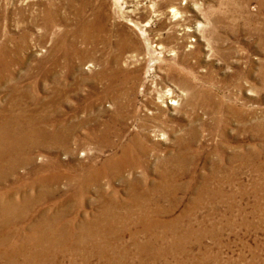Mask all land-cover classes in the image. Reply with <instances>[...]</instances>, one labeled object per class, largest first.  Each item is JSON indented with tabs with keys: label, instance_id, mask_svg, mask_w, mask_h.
<instances>
[{
	"label": "rangeland",
	"instance_id": "rangeland-1",
	"mask_svg": "<svg viewBox=\"0 0 264 264\" xmlns=\"http://www.w3.org/2000/svg\"><path fill=\"white\" fill-rule=\"evenodd\" d=\"M122 39L136 44L120 65L138 75L122 141L147 119L153 146L141 165L104 172L121 146L99 73ZM0 54V156L13 160H0L13 168L0 171V214L18 211L0 247L19 250L0 264H264V0H0ZM19 107L22 127L7 120ZM68 124L67 147L40 140ZM105 207L100 233L81 241L75 226ZM57 208L67 235L25 242Z\"/></svg>",
	"mask_w": 264,
	"mask_h": 264
},
{
	"label": "bare ground",
	"instance_id": "bare-ground-1",
	"mask_svg": "<svg viewBox=\"0 0 264 264\" xmlns=\"http://www.w3.org/2000/svg\"><path fill=\"white\" fill-rule=\"evenodd\" d=\"M84 7V6H83ZM174 10V9H173ZM175 11V13H174V15L177 13L176 12V10H174ZM48 13H50V12H48ZM55 13V12H54ZM43 15V14H42ZM66 17V16H65ZM60 20V19H59ZM60 22V21H59ZM45 24V23H44ZM47 26V25H46ZM83 36H82V38H83V40L84 41H87V40H89V41H93V42H96V39H95V36H94V34L93 33H87L86 32V30H90L91 31V29H90V27L89 26H85L83 29ZM124 41L125 40H121V41H119L118 42V44H117V53H115V54H113L110 58V60L108 59V60H106V62H110V63H112V65L111 64H106V66H109V67H103V69H102V71H100V76L101 77H105V79H106V81H107V85H106V91L107 92H114L115 94L113 95V97H114V100L116 101V103H117V111H116V115H114L115 117H114V121L117 123V131H116V136H117V142H119L120 143V146H121V150H120V152H121V154H118L117 156H115V157H113V158H111V159H107V160H105V162L104 163H102V168H103V171H104V168L105 167H109V166H111V164L113 163V162H115L117 165V167L118 168H123V163H124V166H127V167H137V166H139V165H141L142 163H144L143 162V157H142V154L143 153H145V151H146V149L147 148H149L150 146L149 145H151V146H153L152 144H148V139H149V133H148V131L147 130H149V124H148V122L146 121L147 119H144V120H142L139 124H138V127L136 128V129H134V130H131V131H129V136H128V138L126 139V140H123L122 141V137H123V135H125V134H123L124 133V131L126 130L125 129V125H124V123H125V121L127 120V118H128V113H129V107L130 106H132V112H131V114H130V116H136L137 115V109L135 108V95L133 96V92H134V83H135V81H136V79H137V74L136 73H134V71H132V70H129V69H126V68H124V67H122L121 65H120V63H121V59H122V54H123V52L124 51H126V49L128 50V49H130L131 47H133L136 43H135V41L133 40V39H131V40H127L125 43H124ZM103 42V41H102ZM96 44V43H95ZM1 55V54H0ZM3 55V54H2ZM69 55H68V53L67 54H65V58L66 57H68ZM2 57V56H1ZM13 57V56H12ZM5 58V57H4ZM8 62V61H7ZM8 64V63H7ZM1 70V69H0ZM2 71V70H1ZM3 73V72H2ZM17 81V80H16ZM119 85V86H118ZM118 86V87H117ZM104 91H105V89H104ZM22 93V92H21ZM24 93V92H23ZM60 93H61V90H56L55 91V95L56 96H58L59 97V95H60ZM18 95V94H17ZM63 95V94H62ZM57 97V98H58ZM19 98V97H18ZM15 99V98H14ZM20 100V99H19ZM54 100V99H53ZM19 102H21V101H19ZM14 103V102H13ZM171 103H173V102H171ZM14 105V104H13ZM13 105H12V107H13ZM45 105H46V103H45ZM44 105V106H45ZM52 105H54V104H52ZM130 105V106H129ZM21 107V106H20ZM19 107V108H20ZM9 108V107H8ZM42 108V107H41ZM44 109H45V107H44ZM55 109V108H54ZM14 110V109H13ZM58 110V109H57ZM9 111V110H8ZM18 111H20V112H17L16 113V116L14 117V118H10V116L8 115V117L7 118H10V119H7V120H10V121H16V123L18 124L19 123V126H21V125H23V124H20L21 123V121L24 119V115L26 114L25 112L26 111H24L23 110V108H20V110H18ZM42 111V110H41ZM13 112V111H12ZM10 114V113H9ZM13 116V115H12ZM11 116V117H12ZM147 116V115H146ZM27 117V116H26ZM48 118V117H47ZM26 119V118H25ZM30 119H32V118H30ZM34 119H35V117H34ZM7 120H5V121H7ZM28 120V119H27ZM38 120V119H37ZM44 120V119H43ZM24 121V120H23ZM3 122V121H2ZM8 122V121H7ZM42 122V121H41ZM163 122V121H162ZM10 123H12V122H10ZM16 123H15V125H16ZM27 124V123H26ZM114 124V123H113ZM8 125V124H7ZM33 125V124H32ZM41 125V124H40ZM39 125V126H40ZM73 125V124H72ZM108 125V124H107ZM9 126V125H8ZM10 126H12V125H10ZM34 126H36V125H34ZM104 126V125H103ZM109 126V125H108ZM0 127H2V126H0ZM6 127V126H5ZM22 127V126H21ZM107 127V126H106ZM6 128H8V130H9V127H6ZM18 128H20V127H18L17 126V130H18ZM42 128H43V126H42ZM41 128V129H42ZM44 129H46V128H44ZM49 129V128H48ZM102 129V128H101ZM110 129H112V128H105V133L103 134V137H102V135H101V137L105 140V141H107V143L109 144H111L112 142L107 138L109 135H110V133H109V131H110ZM191 129H192V127H191ZM71 125H63V126H58L57 128H55L53 131L52 130H50V131H47V130H43V131H40V137H42L40 140H42V139H44V140H47L48 141V144L50 143V144H54V145H57V146H62V147H67L68 145H69V142H70V134H72L71 133ZM38 131V130H37ZM19 132V131H18ZM73 132V131H72ZM111 132V131H110ZM127 132V131H126ZM193 132V131H192ZM3 133V132H2ZM97 133H98V131H97ZM101 133H103V132H101ZM195 134V133H194ZM193 134V135H194ZM19 136V135H18ZM39 137V136H38ZM52 138V139H51ZM25 139V138H24ZM7 140V139H6ZM9 140H10V138H9ZM112 140V139H111ZM147 140V141H146ZM31 141V140H30ZM179 141V140H178ZM10 142V141H9ZM25 142V141H24ZM186 142V141H185ZM5 143V142H4ZM12 143V142H11ZM15 143H17V142H15ZM23 143V142H22ZM34 143H36V142H34ZM40 143V142H39ZM106 143V142H105ZM191 143V142H190ZM189 143V144H190ZM19 144V143H18ZM25 144V143H24ZM29 144H31V143H29ZM9 145H10V143H9ZM19 145H21V144H19ZM26 145V144H25ZM181 145H183V144H181ZM3 146V145H2ZM11 147V146H10ZM15 147V146H14ZM24 148H26L25 146H23ZM188 147H190V146H188ZM1 148V147H0ZM23 148V149H24ZM120 148V147H119ZM3 149V148H2ZM12 149V148H11ZM16 149H17V147H16ZM22 149V148H21ZM27 149V148H26ZM151 149V148H150ZM150 149H148V150H150ZM178 149V148H177ZM5 150V149H4ZM15 150V149H14ZM153 150H154V148H153ZM9 150H7V152H8ZM179 151V150H178ZM177 151V152H178ZM182 152V151H181ZM186 152H187V149H186ZM185 152V153H186ZM189 152V151H188ZM192 152V151H191ZM13 153V152H12ZM147 153V152H146ZM148 153H150V152H148ZM179 153V152H178ZM177 153V154H178ZM239 153V152H238ZM181 154V153H180ZM17 155V154H16ZM15 155V156H16ZM144 155V154H143ZM188 155V154H187ZM237 155V154H236ZM14 156V155H13ZM12 156V157H13ZM18 156H19V154H18ZM112 156V155H111ZM172 156V155H171ZM175 156V155H174ZM180 156H183L182 154L180 155ZM238 156V157H237ZM236 157L237 158H239L240 159V161L242 160V161H247V157L245 156V154H238ZM2 156H0V160H1V162L3 163V162H6V159H3V158H1ZM188 157V156H187ZM235 157V156H234ZM8 158H9V156H8ZM15 158V157H14ZM171 158H173V157H171ZM178 158V157H177ZM186 158V157H185ZM191 159H192V157H191ZM19 160V159H18ZM22 160V159H21ZM180 160V159H179ZM182 160V159H181ZM189 160V159H188ZM8 162H6L5 164H13V160L10 158V159H8L7 160ZM16 161V160H15ZM23 161V160H22ZM59 161V160H58ZM159 161V160H158ZM170 161V160H169ZM177 161V160H176ZM219 161V160H218ZM237 161H238V159H237ZM18 162V161H17ZM57 162V161H56ZM178 162V161H177ZM184 162V161H183ZM189 162V161H188ZM120 163H122V164H120ZM159 163V162H158ZM185 163V162H184ZM183 163V164H184ZM230 163V162H229ZM234 163V162H233ZM4 164V163H3ZM58 164V163H57ZM239 164V163H238ZM1 165V164H0ZM88 165V164H87ZM86 165V166H87ZM98 165V164H97ZM115 165V164H114ZM179 165V164H178ZM181 165V164H180ZM11 166V165H10ZM16 167V166H15ZM45 167V166H44ZM85 167V166H84ZM7 168H11V169H7ZM97 168V167H96ZM99 168V167H98ZM111 168V167H110ZM116 169V168H115ZM128 169V168H127ZM126 169V170H127ZM12 170H13V168H12V166L11 167H6V168H2V167H0V171L1 172H4V174L6 175V176H10V174L9 173H11L12 172ZM85 170V169H84ZM94 170V169H93ZM101 169L99 168V169H97L96 170V173H98L99 171H100ZM124 170V169H123ZM0 172V173H1ZM102 172V171H101ZM105 172V171H104ZM119 172H121V170H119ZM55 173V172H54ZM92 173V174H91ZM100 173V172H99ZM110 173H112V171L110 172ZM114 173V172H113ZM118 173V172H117ZM53 174V173H52ZM57 174V173H56ZM55 174V175H56ZM58 174H59V172H58ZM82 174V173H81ZM116 174V173H115ZM51 175V174H50ZM60 175H61V173H60ZM95 177V175L96 174H94V172H92V169H91V172H90V174L88 175V173H87V177L89 178V177ZM99 175V174H98ZM104 175V174H103ZM106 175V174H105ZM111 175V174H110ZM165 175V174H164ZM1 176V175H0ZM5 176V177H6ZM57 176V175H56ZM108 176V175H107ZM113 176V175H112ZM115 176V175H114ZM4 177V178H5ZM48 177H50V176H48ZM86 177V178H87ZM99 177V176H98ZM163 177V176H162ZM97 178V177H96ZM44 179V178H43ZM100 179V178H99ZM163 179V178H162ZM48 180V179H47ZM54 180V179H53ZM87 180H89V179H87ZM91 180V179H90ZM98 180V179H97ZM94 181V180H93ZM130 181V180H129ZM132 181H134V180H132ZM131 181V182H132ZM166 181V180H165ZM85 182V181H84ZM97 182H99V181H97ZM137 182V181H136ZM83 183V182H82ZM89 183H91V181L89 182ZM98 184V183H97ZM139 184V183H138ZM169 184V183H168ZM154 184H152V186H153ZM156 185V184H155ZM158 185V184H157ZM160 185H162L161 183H160ZM88 186V185H87ZM92 186V185H91ZM96 186V185H95ZM175 186V185H174ZM143 187V186H142ZM141 187V188H142ZM169 187V186H168ZM87 188V187H86ZM89 188H91V187H89ZM136 188V187H135ZM155 188H156V186H155ZM171 188V187H170ZM169 188V189H170ZM97 189V188H96ZM129 189V188H128ZM127 189V190H128ZM133 189V188H132ZM138 189V188H137ZM100 190V189H99ZM141 190H143V189H141ZM155 190H158V189H155ZM160 190H162V189H160ZM101 191V190H100ZM130 191V190H129ZM138 190H133L132 192H131V194H130V200L129 201H127L126 203H129V202H131L132 200H134V199H138V198H136V197H139L142 193H138L137 192ZM147 191V190H146ZM152 191V190H151ZM142 192V191H141ZM10 193V192H9ZM74 193V192H73ZM100 193V195H101V192H99ZM148 193H150V191L148 192ZM76 194V193H75ZM129 194V193H128ZM152 194V193H151ZM153 194H154V192H153ZM9 195V194H8ZM80 195V194H79ZM100 195H99V197H100ZM105 195V194H104ZM144 195V194H143ZM142 195V196H143ZM157 195V194H156ZM75 196V195H74ZM77 196L78 195H76V197L75 198H77ZM80 196H82V195H80ZM107 196V195H106ZM108 197V196H107ZM110 197V196H109ZM147 197V196H146ZM101 198V197H100ZM112 198V197H111ZM162 198V197H161ZM72 199V198H71ZM110 199V198H109ZM128 199V198H127ZM156 199H158L157 197H156ZM78 200V199H77ZM115 200V199H114ZM144 200V199H143ZM6 201V200H5ZM104 201V200H103ZM113 201V200H112ZM116 201V200H115ZM114 202V201H113ZM120 202V201H119ZM135 202V201H134ZM138 202V201H137ZM155 202H156V200H155ZM109 204V203H108ZM116 204V203H115ZM124 204V203H123ZM137 204V203H136ZM64 205H65V203H64ZM114 205V204H113ZM131 205V204H130ZM146 205V204H145ZM3 206V205H2ZM6 207H7V205H5ZM2 207L1 209H3L4 210V212L2 213L4 216H3V218H0V245H2V244H4V243H7V242H9L10 240H11V238H12V235L10 234V233H8L5 229H9L10 228V224H9V222H10V220L8 221L7 220V218H8V214H7V212L8 213H10L12 210H14V212L16 213V212H18V211H15V210H17V209H15L16 208V206H11V207H9L8 209H6V207ZM24 206V205H23ZM26 206V205H25ZM29 206V205H28ZM109 206H111V205H109ZM115 206V205H114ZM121 206V205H120ZM139 206V205H138ZM103 207V206H102ZM108 207V206H107ZM107 207H105L102 211H100L101 212V215L100 214H98V216H97V218L92 222V221H84L83 223H81V224H79L78 226H75L76 227V229H78V230H80L81 231V233H80V235H81V241H84V242H90V240L87 238V236L89 237V235H95V233L97 232L98 234L100 233V232H98V229H99V227H100V223H101V221H102V216L103 215H106V214H108V209H107ZM142 207V206H141ZM69 208V207H68ZM68 208H61V209H59V208H57V209H54L53 211H52V213L50 212V215H53V217L52 216H49V217H46L45 219L46 220H48L49 222H45V223H42V224H37V225H35L34 227L35 228H37V229H35V230H40V229H42V228H45V232L43 233V234H41V235H37V236H25L23 239H24V241L25 242H30V241H36V244H37V246L38 245H44V244H50V243H56L57 242V240H55V239H53V238H51V236L53 235V234H56V235H67V234H64V233H68L69 232V230H71V227H73V224L72 225H69V224H67L66 225V223L65 224H62L61 223V220H60V218L62 217L60 214H55L57 211L58 212H62L61 210H68ZM73 208V207H72ZM114 208V207H113ZM113 208H111L112 210H113ZM116 208H117V204H116ZM137 209V208H136ZM23 210H25V209H23ZM162 210V209H161ZM171 210V209H170ZM6 211V212H5ZM21 211V210H20ZM110 211V210H109ZM129 211V210H128ZM147 211V210H146ZM167 211V210H166ZM111 212V211H110ZM130 212V211H129ZM140 212H141V210H140ZM139 212V213H140ZM169 212V211H168ZM22 213V212H21ZM20 213V214H21ZM131 213V212H130ZM152 213H154L153 211H152ZM2 214H0V215H2ZM43 214H45V213H43ZM42 214V215H43ZM64 214V213H63ZM146 214V213H145ZM157 214V213H156ZM10 215V214H9ZM12 215H14V214H12ZM151 215V214H150ZM16 216H18V215H16ZM11 217V216H10ZM15 218V217H14ZM13 218V219H14ZM149 219V218H148ZM57 220H59L58 222H56ZM141 220V219H140ZM145 220V219H144ZM56 222V223H55ZM144 222V221H143ZM148 222V221H147ZM150 222V221H149ZM109 224V223H108ZM142 225V224H141ZM146 225V224H145ZM154 225V224H153ZM149 227V226H148ZM68 228H69V230H68ZM110 229V228H109ZM111 230V229H110ZM115 231V230H114ZM107 232V231H106ZM103 234V233H102ZM105 234V233H104ZM42 235H44V236H42ZM97 235V234H96ZM101 235V234H100ZM22 236V235H21ZM104 236V235H103ZM79 237V236H78ZM100 237V236H99ZM107 237V236H106ZM104 238V237H103ZM108 239V238H107ZM152 239V238H151ZM79 240V241H80ZM176 240V239H175ZM78 241V240H77ZM96 241V240H95ZM20 242H22L23 243V241L21 240ZM19 242V243H20ZM60 242V241H59ZM92 242H94V241H92ZM22 243H21V245H22ZM97 243V242H96ZM32 244H33V242H32ZM19 245V244H18ZM15 246H16V244H15ZM24 246V245H23ZM17 248V247H16ZM20 248V247H19ZM10 249H12V248H10ZM25 249V248H24ZM16 253V256H17V253L19 252V250H18V248L17 249H15V250H10V251H8V249H5V248H1L0 247V257H1V255L2 256H5L6 254H4V253ZM21 254V253H20ZM19 254V255H20ZM37 254V250L36 251H29V253L27 254V260H30V257H35V255ZM12 255V254H11ZM10 255V256H11ZM13 259V258H12ZM15 259V258H14ZM32 260V259H31Z\"/></svg>",
	"mask_w": 264,
	"mask_h": 264
}]
</instances>
